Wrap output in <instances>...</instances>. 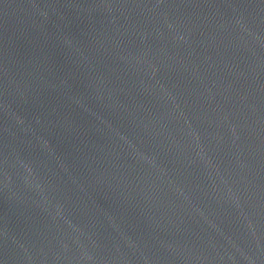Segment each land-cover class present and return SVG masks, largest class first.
Wrapping results in <instances>:
<instances>
[{
  "label": "water",
  "instance_id": "water-1",
  "mask_svg": "<svg viewBox=\"0 0 264 264\" xmlns=\"http://www.w3.org/2000/svg\"><path fill=\"white\" fill-rule=\"evenodd\" d=\"M0 264H264V0H0Z\"/></svg>",
  "mask_w": 264,
  "mask_h": 264
}]
</instances>
